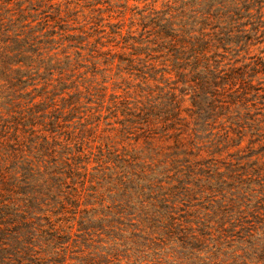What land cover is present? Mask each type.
I'll use <instances>...</instances> for the list:
<instances>
[{
    "label": "trees",
    "instance_id": "16d2710c",
    "mask_svg": "<svg viewBox=\"0 0 264 264\" xmlns=\"http://www.w3.org/2000/svg\"><path fill=\"white\" fill-rule=\"evenodd\" d=\"M130 18L88 78L57 6L0 0V264H264V0Z\"/></svg>",
    "mask_w": 264,
    "mask_h": 264
},
{
    "label": "rangeland",
    "instance_id": "374dc122",
    "mask_svg": "<svg viewBox=\"0 0 264 264\" xmlns=\"http://www.w3.org/2000/svg\"><path fill=\"white\" fill-rule=\"evenodd\" d=\"M153 0H48L49 3L57 6L64 20H68L70 26L75 28L72 33H79L83 39V58L85 67L81 71H87L86 76L89 78L92 74V68L89 61L101 58V50H118V43L115 45L116 39L112 34L115 30H121L122 35H127L133 31L135 27L131 22V12L135 8H142L145 3H151ZM163 0H154V5L160 8ZM99 42V43H98ZM103 44V47H101ZM105 44V45H104ZM98 50V51H95ZM100 55V56H99ZM101 68V66L99 67ZM111 76L115 72L112 68L111 72L107 71ZM98 81H101L99 74L95 75ZM107 81V94L119 93V79H110ZM115 80V81H114ZM122 88V87H121ZM115 261V260H114ZM124 260L120 264H124Z\"/></svg>",
    "mask_w": 264,
    "mask_h": 264
}]
</instances>
